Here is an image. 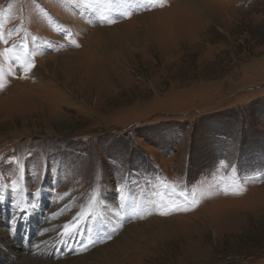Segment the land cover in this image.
I'll list each match as a JSON object with an SVG mask.
<instances>
[{
	"label": "rangeland",
	"instance_id": "1",
	"mask_svg": "<svg viewBox=\"0 0 264 264\" xmlns=\"http://www.w3.org/2000/svg\"><path fill=\"white\" fill-rule=\"evenodd\" d=\"M92 217L66 263L264 264V0H0V249Z\"/></svg>",
	"mask_w": 264,
	"mask_h": 264
},
{
	"label": "bare ground",
	"instance_id": "2",
	"mask_svg": "<svg viewBox=\"0 0 264 264\" xmlns=\"http://www.w3.org/2000/svg\"><path fill=\"white\" fill-rule=\"evenodd\" d=\"M196 1L197 0H189L190 3L191 2L195 3ZM194 5L195 4H193V6ZM106 6H107V4H106ZM106 6L104 7V9H102V12H105V14H106ZM110 6H111V4H110ZM198 9L199 8L196 6L193 7V10L199 11ZM192 12H194V11H192ZM16 50L19 51V53H18L16 59H14L15 60L14 62L18 65H24L23 70L27 69L28 75L34 74L33 76L38 77L40 75V77H41L42 71L39 68H36L34 71H33L34 67L26 68L27 62L31 61L33 64L32 58L29 59V57H27V53L29 52L28 46L24 45L22 42H20V43L15 42V47L12 48V51H10V53H9L11 57L15 56L14 54H15ZM44 61H47V60H44ZM54 216L56 217L57 213L51 214L50 218H53ZM128 217H130V215L125 213L123 218L127 219ZM50 218H49V220H50ZM92 218H94V217H92ZM81 220L82 219H78L77 222L75 223V225H74V222H67L66 224H64L62 226L63 230L57 232V234H55V235L53 233L56 230V225H54L53 223L44 224L40 228L39 236H38V239L36 241H34V242L31 241V239L29 238L30 234L29 233L27 234V236L25 237L24 242H23L24 249L22 248V250L14 247L12 242L15 241V238H12L13 237L12 235L9 236L7 234L8 244H6V246H5V249H7V250L4 251V248L0 249V254L5 257V258H3V260L9 262L7 264H17L22 257H23L24 261L22 260V262H20V264H86L89 261V259L91 258L90 257L91 255H88V256L83 257V258L69 259V261L66 263L65 260L63 261L64 255L61 254L62 248L69 247L70 244H73V240L70 239L71 235H76L78 232H80L82 239L91 238L89 236H92L94 234L95 230L98 228V220H97V218H94V220H92L91 224L95 223L96 226L91 225V228L87 231V233H85L80 228L81 224L79 222H81ZM172 221L173 220H170L168 222H172ZM165 222H167V221L154 220L153 223H156V224H154L152 227L160 230L161 232L166 233L167 227H166ZM133 226L134 225H132L129 229L133 228ZM11 227H13V229L14 228L16 229L18 226L16 224L12 223ZM0 228H4L7 232V228H5V226H3V227L1 226ZM129 229L127 230V232L129 231ZM180 229L182 231H184V233H188L187 230H186L187 232L185 231V229H188L186 226H183ZM147 231H148V228L145 229V231H143V232H147ZM138 232H139V229H135L134 234L138 233ZM126 234L123 233L114 242L108 244L107 246H105L103 248H98V249L92 251V254L95 251H97V252H101V256H104V255L106 256V254L109 253L108 248H112V246H114L117 243L116 241H118L121 237H123ZM31 237H32V235H31ZM132 237H134L132 240V243H129V242L127 243V241H126L125 245H127V244L128 245L124 249L127 250L128 247H131L132 248L131 253H133V255H134V252L135 251L137 252L136 249H138L140 247H139V245L135 246V244L136 243L138 244V242H139L138 237H135L133 235H132ZM3 240H5V239H3ZM99 240L104 242L103 239H99ZM148 241H150V242H147L148 246H149V243H151V242L153 243V242L159 241L160 243H162L165 240L160 236L154 235ZM133 242H135V243H133ZM3 243H2V240L0 239V245H4ZM51 245H53V248L55 249L54 254L47 253L45 251V249ZM0 247H3V246H0ZM33 247H35V248H33ZM133 249H134V251L132 252ZM86 250H89V249L88 248H75L74 247V248L69 249V251L67 252V256L71 257V255H72L73 257H76V256L79 257L82 255H85L84 252ZM111 250H113V249H111ZM20 255H22V256L20 257ZM93 256H95V255H93ZM40 260H45V261H40ZM52 261H57V262H52ZM0 264H5V263L0 262ZM95 264H97V263H95Z\"/></svg>",
	"mask_w": 264,
	"mask_h": 264
},
{
	"label": "trees",
	"instance_id": "3",
	"mask_svg": "<svg viewBox=\"0 0 264 264\" xmlns=\"http://www.w3.org/2000/svg\"><path fill=\"white\" fill-rule=\"evenodd\" d=\"M222 116H224V115H222ZM206 119H209V118H206ZM225 148H223V150H224ZM217 159V157H212L209 161H214L215 162V160ZM218 161V160H217ZM215 166V165H214ZM213 167V166H212Z\"/></svg>",
	"mask_w": 264,
	"mask_h": 264
},
{
	"label": "snow or ice",
	"instance_id": "4",
	"mask_svg": "<svg viewBox=\"0 0 264 264\" xmlns=\"http://www.w3.org/2000/svg\"><path fill=\"white\" fill-rule=\"evenodd\" d=\"M33 67H34V65H33Z\"/></svg>",
	"mask_w": 264,
	"mask_h": 264
}]
</instances>
